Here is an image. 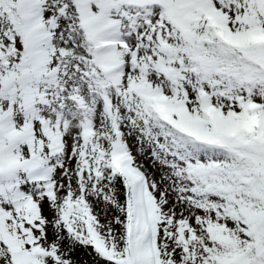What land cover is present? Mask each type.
<instances>
[{
  "label": "snow or ice",
  "instance_id": "snow-or-ice-1",
  "mask_svg": "<svg viewBox=\"0 0 264 264\" xmlns=\"http://www.w3.org/2000/svg\"><path fill=\"white\" fill-rule=\"evenodd\" d=\"M0 264H264V0H0Z\"/></svg>",
  "mask_w": 264,
  "mask_h": 264
}]
</instances>
